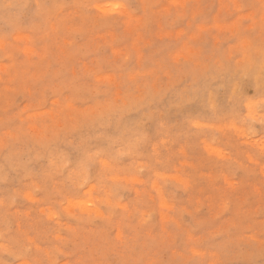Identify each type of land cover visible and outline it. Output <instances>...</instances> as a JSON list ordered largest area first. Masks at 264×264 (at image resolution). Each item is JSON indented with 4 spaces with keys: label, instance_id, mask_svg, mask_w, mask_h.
Wrapping results in <instances>:
<instances>
[{
    "label": "rangeland",
    "instance_id": "obj_1",
    "mask_svg": "<svg viewBox=\"0 0 264 264\" xmlns=\"http://www.w3.org/2000/svg\"><path fill=\"white\" fill-rule=\"evenodd\" d=\"M0 264H264V0H0Z\"/></svg>",
    "mask_w": 264,
    "mask_h": 264
},
{
    "label": "bare ground",
    "instance_id": "obj_2",
    "mask_svg": "<svg viewBox=\"0 0 264 264\" xmlns=\"http://www.w3.org/2000/svg\"><path fill=\"white\" fill-rule=\"evenodd\" d=\"M235 4V3H234Z\"/></svg>",
    "mask_w": 264,
    "mask_h": 264
}]
</instances>
